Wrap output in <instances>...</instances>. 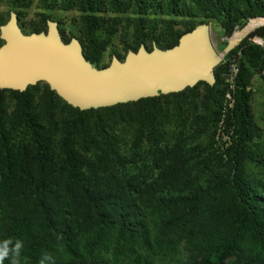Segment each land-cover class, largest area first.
Wrapping results in <instances>:
<instances>
[{
	"label": "trees",
	"instance_id": "obj_1",
	"mask_svg": "<svg viewBox=\"0 0 264 264\" xmlns=\"http://www.w3.org/2000/svg\"><path fill=\"white\" fill-rule=\"evenodd\" d=\"M41 1L48 3L49 0ZM112 1L120 3L121 0ZM17 2L23 6L25 0ZM91 2L92 0H80L82 9L87 5V9L94 12ZM129 3V9L134 6L139 9L137 17L142 25L141 29H145L149 22L145 15L152 8H156L158 3H161L172 18L176 15L192 16L194 13L202 16L210 14L218 16L219 12L223 14L219 4L214 6L210 0H138V5H135L134 0H128ZM241 6L243 16L241 19L237 18L240 30L234 33L235 24L230 25L234 15L239 11L234 10L235 14H226L222 20L226 33L230 36L234 33L230 40L235 42H240L245 37V28L250 30L264 24V19L258 18H264V0H241ZM196 26L198 25L193 23L184 33ZM90 35L94 45L101 43L96 34L90 32ZM181 35L175 42L167 41L166 47L161 48L167 49L176 45ZM255 36L264 38V26L247 35L238 47L228 53L224 62L215 70L217 79L215 85L200 82L182 92L91 110H80L70 106L47 85L49 95L55 96V99H59L78 115L75 133L83 130L81 119L83 116L90 114L101 116L99 117L101 126L96 128L99 132L106 128L103 115H116L119 112L120 119L122 121L128 119L131 126L130 129L125 127L127 134L119 138L124 140V145L134 146L135 150H138L140 141L149 143V148L152 146L150 141H154L158 145L155 146L154 154L149 153L157 157V152L162 150L160 149L163 139L160 134V126L164 121V119L161 121L162 117L172 119L177 115L182 116L184 106L187 104L195 109L206 108L211 112L210 118L207 115L197 117L201 124L206 120L213 121V124L217 122L218 111L222 108L226 93L225 74L230 73V61L237 63L239 71L235 77L234 104L223 122L219 138L221 142L217 141L216 144L231 174L228 178H217L212 188L213 203H209L213 206L212 218L206 219L202 217V213L194 217V214L202 210V206L205 211L211 208L209 204L203 202V196L194 195L183 200V208L177 215H164L162 210L170 209L184 193L174 196L171 192L168 197L161 194L165 189L158 188L155 191L159 197L155 192L148 195V185L143 186L142 183H139V188L144 195L143 205L135 203L133 198L116 196L113 199L120 205L102 209L100 208L102 202H98L94 194L87 191L85 186L87 182L83 180L80 169H77V157L70 151L67 173L72 182L76 183L79 193L82 190L81 196L76 193L73 183H68L67 189L62 190L60 194H51L40 187L36 188L34 198L39 214L32 226L36 227L35 232L31 235L26 234L29 230L26 226L29 224L31 212H16L14 216L0 213V252H7L2 264H41L42 260L44 264H225L233 255L243 252L245 241L249 246L248 264H264V194H258L244 183L243 166L241 168L244 153L248 152V147L251 151L248 144L252 120L249 107L251 78L256 70H264V47L249 41L250 37ZM92 51L90 57L86 58L93 66L99 68V49L92 48ZM37 87L38 85L30 86L24 92L10 89L0 91L9 90L19 94L20 117L23 125L33 134V142L40 159V138L31 120L32 103L35 99L32 91ZM178 100L188 102L178 103L175 107L169 105L170 101ZM198 102H201V106L194 104ZM165 106L168 107L164 112H152V109L161 107L164 109ZM48 108H52V113L54 112L51 105H48ZM2 128L3 125L0 124V129ZM107 129L113 131L112 128ZM104 130L108 133L106 129ZM1 140L3 155L0 167V193L5 197L11 191V184L17 179L18 157L15 147L10 144L11 140L6 137ZM164 152H161V157ZM248 159H253V156L248 155ZM169 161L177 163L178 160L171 158ZM169 168L173 172L169 171ZM165 177L170 180L165 181L166 183L177 185L181 172L176 165H169ZM66 203L73 209L71 214L63 212ZM148 207L155 210L149 220ZM148 232L153 235L152 243ZM179 234L186 235L188 239L189 257L186 260L173 241L174 236ZM17 244L20 245L19 249ZM45 256L50 259L45 260Z\"/></svg>",
	"mask_w": 264,
	"mask_h": 264
},
{
	"label": "rangeland",
	"instance_id": "obj_2",
	"mask_svg": "<svg viewBox=\"0 0 264 264\" xmlns=\"http://www.w3.org/2000/svg\"><path fill=\"white\" fill-rule=\"evenodd\" d=\"M134 1L135 5H138V0ZM210 1L214 6L219 4L223 14L219 12L218 16L197 15L192 7L194 15H176L172 18L161 3H158L156 8H152L145 15L150 23L147 22V27L141 29L142 25L137 17L139 9L137 6L129 9L128 0H121L120 3H114L112 0H92L94 12H90L87 5L82 9L80 0H49L48 3L41 0H25L23 6H20L17 0H0V26L10 19L12 11L17 13L18 24L25 34L46 31L47 20L55 21L66 43L73 37L80 40L85 57H90V53H93L92 48L99 49V68L108 66L115 55L120 60H124L129 50L137 52L141 45H145L149 51L153 49L154 44L159 48L166 47L167 41L175 42V39L193 23L194 25L209 24L212 42L216 50L223 54L233 34L240 30L237 18L241 19L243 16L241 0ZM234 10L239 13H233ZM226 14H235L230 22V25L235 24L231 36L226 33L222 21ZM90 32L96 34L101 43L94 45L91 42ZM255 37H250L249 41L253 43ZM2 44L3 40L0 38V46ZM228 53H225L224 60ZM231 80L232 78L225 74L226 93L215 124L209 120L201 124L197 117L207 115L210 118L211 112L206 108L195 109L187 104L184 106L182 116L177 115L172 119L162 117L161 121L164 119L160 126V134L163 136L160 143L162 150L157 152L158 158L153 155L155 146L158 145L154 141H150L152 143L150 148L149 143L140 141L138 150H135L134 146L124 145V140L121 141L119 138L127 134L125 127L130 129L131 126L128 119L124 121L120 119L119 112L108 116L102 114L105 117L104 129L108 133L104 129L99 132L96 130L101 126L99 120L101 116L96 114L83 116L81 118L83 130L75 133V126L79 121L78 115L59 99H55V96L49 95L45 82H39L38 87L32 91L35 99L31 109V120L40 138L39 159L33 134L23 125L20 117L19 94L9 90L0 91V124L3 125L0 129V167L3 155L2 138L11 140L10 144L15 147L18 157L17 179L11 184L9 194L4 197L0 193V213L14 216L16 212H31L29 224L26 226L29 230L26 234H33L36 227L32 226L39 214L34 198L35 189L40 187L45 192L60 194L62 190L67 189L68 183H73L67 173L70 151L77 157V169H80L83 180L87 182L85 185L87 191L93 193L98 202H102L100 206L102 209L120 205L113 199L116 196L133 198L135 203L143 205L144 195L139 183L143 186L148 185V195L155 192L159 197L155 191L158 188L165 189L161 194L168 197L171 192L174 196L184 193L170 209L162 210L164 215H177L183 208V200L193 195L203 196V202L207 204L213 203L212 188L216 179L228 178L231 174L216 145L217 141L221 142L219 138H221L222 125L231 109L227 100V94L231 90L229 86ZM250 93L249 107L252 120L248 144L251 151L248 147V152L244 153L242 159V180L258 194H264V70L254 72ZM187 102V100L170 101L169 105L175 107L178 103ZM194 104L201 106V102ZM48 105L53 107V113ZM168 106L164 109L162 107L152 109V112H164ZM121 118H123L122 114ZM107 128H112L113 131ZM163 151L165 152L161 157ZM248 155H252L253 159H248ZM171 158L177 159V163L170 162ZM169 165H176L181 172L177 185L165 182L170 181L165 177ZM169 171L172 169L169 168ZM73 186L80 197L82 190L79 193L75 182ZM209 207L211 208L205 211L202 206V210L194 214V217L202 213V217L212 218L213 206ZM63 209L66 214H71L73 210L68 203ZM152 213H155L154 208L148 207V220ZM148 235L152 243L153 235L150 232ZM173 241L186 260L189 257L187 236L176 235ZM244 243L243 252L233 255L225 264H248L249 246L246 241Z\"/></svg>",
	"mask_w": 264,
	"mask_h": 264
},
{
	"label": "water",
	"instance_id": "obj_3",
	"mask_svg": "<svg viewBox=\"0 0 264 264\" xmlns=\"http://www.w3.org/2000/svg\"><path fill=\"white\" fill-rule=\"evenodd\" d=\"M0 89L24 92L45 82L67 104L80 110L100 109L144 98L178 93L200 82L215 85L216 68L240 42L229 40L219 53L210 26L202 23L184 33L169 49L154 44L129 50L125 59L113 56L96 68L83 53L80 40L66 43L58 23L47 20V30L25 34L12 11L0 26Z\"/></svg>",
	"mask_w": 264,
	"mask_h": 264
},
{
	"label": "built area",
	"instance_id": "obj_4",
	"mask_svg": "<svg viewBox=\"0 0 264 264\" xmlns=\"http://www.w3.org/2000/svg\"><path fill=\"white\" fill-rule=\"evenodd\" d=\"M253 43L257 44L261 47H264V39L262 37H255L253 39ZM230 66H231V69H230V73H228V75L232 78V80L229 84L231 90H229V93L227 94V100L229 101L230 107L232 108V106L234 104L233 93L235 90V77L238 74L239 68L237 66V63H234L233 61L232 62L230 61Z\"/></svg>",
	"mask_w": 264,
	"mask_h": 264
},
{
	"label": "clouds",
	"instance_id": "obj_5",
	"mask_svg": "<svg viewBox=\"0 0 264 264\" xmlns=\"http://www.w3.org/2000/svg\"><path fill=\"white\" fill-rule=\"evenodd\" d=\"M19 247H20V245L17 244V249H19ZM6 255H7V252H0V264H2V261H3V259H4V257H5ZM44 259L47 260V259H50V257L45 256ZM41 264H44V260L41 261Z\"/></svg>",
	"mask_w": 264,
	"mask_h": 264
},
{
	"label": "bare ground",
	"instance_id": "obj_6",
	"mask_svg": "<svg viewBox=\"0 0 264 264\" xmlns=\"http://www.w3.org/2000/svg\"><path fill=\"white\" fill-rule=\"evenodd\" d=\"M260 18H261V19H264V18H262V17H260ZM253 19H256V18H253ZM253 19H252V20H253ZM250 21H251V20H250ZM261 26H264V24L261 25ZM258 27H260V26H258ZM256 28H257V27H256ZM254 29H255V28H254ZM254 29H250V30H249V28H248V29L245 28V30H244V34H246L245 37H246L250 32H252ZM245 37H244V38H245ZM235 43H236V42H235ZM237 43H238V42H237Z\"/></svg>",
	"mask_w": 264,
	"mask_h": 264
}]
</instances>
